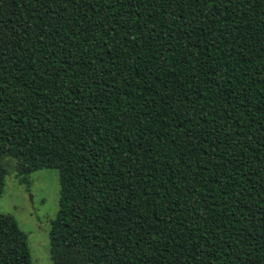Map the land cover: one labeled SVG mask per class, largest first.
I'll list each match as a JSON object with an SVG mask.
<instances>
[{"label": "trees", "instance_id": "16d2710c", "mask_svg": "<svg viewBox=\"0 0 264 264\" xmlns=\"http://www.w3.org/2000/svg\"><path fill=\"white\" fill-rule=\"evenodd\" d=\"M5 156L59 172L53 264H264V0H0Z\"/></svg>", "mask_w": 264, "mask_h": 264}, {"label": "rangeland", "instance_id": "374dc122", "mask_svg": "<svg viewBox=\"0 0 264 264\" xmlns=\"http://www.w3.org/2000/svg\"><path fill=\"white\" fill-rule=\"evenodd\" d=\"M7 169L0 194V212L11 214L27 234L32 264H53L49 253L50 221L58 210L59 172L41 168L30 173L29 188L19 182L20 175L13 158L5 156Z\"/></svg>", "mask_w": 264, "mask_h": 264}]
</instances>
